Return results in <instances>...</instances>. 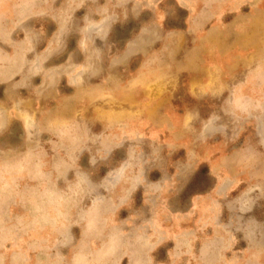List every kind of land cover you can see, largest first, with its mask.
Masks as SVG:
<instances>
[{
	"label": "rangeland",
	"instance_id": "rangeland-1",
	"mask_svg": "<svg viewBox=\"0 0 264 264\" xmlns=\"http://www.w3.org/2000/svg\"><path fill=\"white\" fill-rule=\"evenodd\" d=\"M193 14L198 29L212 25L219 35L238 37L232 68L245 70L239 81L250 90L233 94L243 105L256 95L252 117H264V0H0V113L8 123L0 149H23L26 130L53 118L83 119L93 133L106 136L126 125L143 153L155 151L159 158L146 169V183L131 207L118 212L121 221L135 210L151 220L159 237L153 240L152 264H264V148L256 136L258 128L264 135V119L225 116L231 142L209 139L198 131H215L204 121L222 104V115L233 113L228 99H195L178 88L172 106L148 108L139 103L140 92L122 89L108 65L135 37L140 52L121 70L133 72L151 46L142 43L145 36L150 43L165 31L183 33ZM101 49L105 72L95 79L83 76L81 83L88 54ZM42 139L48 140L46 133ZM126 147L117 146L94 168L89 153L79 158L97 194L112 195L108 172L124 161ZM71 232L80 238V227ZM0 264H11L3 248ZM120 264L132 260L124 256Z\"/></svg>",
	"mask_w": 264,
	"mask_h": 264
},
{
	"label": "clouds",
	"instance_id": "clouds-1",
	"mask_svg": "<svg viewBox=\"0 0 264 264\" xmlns=\"http://www.w3.org/2000/svg\"><path fill=\"white\" fill-rule=\"evenodd\" d=\"M88 55L90 62L83 66L81 83L83 76L95 79L105 72L104 50ZM108 65L111 69L121 66L111 58ZM217 116L213 133L203 128L198 132L209 139L223 136L230 142L231 124L225 116L264 119L252 117L248 105ZM7 129L0 113V136ZM45 133L47 141L42 139ZM256 136L258 147L264 148V135L257 131ZM24 141L23 149H0V248L10 253L11 264H120L124 256H129L132 264H152L153 240L159 237L151 220L135 210L121 221L118 212L131 207L134 193L146 183V169L159 163L155 151L144 154L128 135L126 125H116L113 135L106 136L93 133L87 121L76 118L36 123L26 130ZM126 145L124 161L108 172L112 195L105 198L97 194L92 174L78 167L79 158L89 153V165L94 168L117 146ZM72 227L81 228L78 240ZM9 243L10 249L6 248Z\"/></svg>",
	"mask_w": 264,
	"mask_h": 264
},
{
	"label": "crops",
	"instance_id": "crops-1",
	"mask_svg": "<svg viewBox=\"0 0 264 264\" xmlns=\"http://www.w3.org/2000/svg\"><path fill=\"white\" fill-rule=\"evenodd\" d=\"M187 22L183 33L172 31L171 35L165 31L158 41L150 43L145 36L142 43L151 46L146 48V54L136 69L125 75L121 70L131 63L141 49L135 37L127 40L115 54V63L121 65L115 68V75L121 81L122 89L140 92L139 103L148 108L172 106V91L178 88L187 91L195 99L224 98L233 107L243 105L233 94L234 91L250 90L248 84L239 81L245 70L232 68L238 37L219 35L220 30L212 25L198 29L195 14L190 15ZM155 61L159 62V68ZM246 99V105L253 109L254 104L250 103L257 102L258 97L250 95ZM221 107L225 109L223 104ZM221 109L213 111L204 121L210 132L214 131L211 128L215 129L212 124L218 119L217 113L223 114ZM179 117L186 121L188 115L182 112ZM257 185H260L259 182Z\"/></svg>",
	"mask_w": 264,
	"mask_h": 264
}]
</instances>
